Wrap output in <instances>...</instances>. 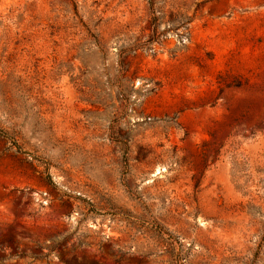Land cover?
Wrapping results in <instances>:
<instances>
[{
    "label": "rangeland",
    "instance_id": "rangeland-1",
    "mask_svg": "<svg viewBox=\"0 0 264 264\" xmlns=\"http://www.w3.org/2000/svg\"><path fill=\"white\" fill-rule=\"evenodd\" d=\"M0 128V264H264V0H0Z\"/></svg>",
    "mask_w": 264,
    "mask_h": 264
},
{
    "label": "trees",
    "instance_id": "trees-1",
    "mask_svg": "<svg viewBox=\"0 0 264 264\" xmlns=\"http://www.w3.org/2000/svg\"><path fill=\"white\" fill-rule=\"evenodd\" d=\"M8 137H9L8 133L5 130L0 128V138H7L8 139ZM47 181L51 184V177L49 175L47 176Z\"/></svg>",
    "mask_w": 264,
    "mask_h": 264
}]
</instances>
